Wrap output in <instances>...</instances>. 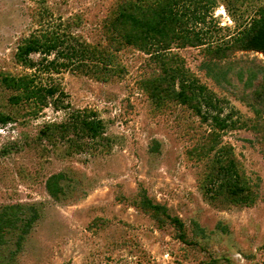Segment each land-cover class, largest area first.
<instances>
[{
  "label": "rangeland",
  "instance_id": "374dc122",
  "mask_svg": "<svg viewBox=\"0 0 264 264\" xmlns=\"http://www.w3.org/2000/svg\"><path fill=\"white\" fill-rule=\"evenodd\" d=\"M115 1L0 0V74L36 75L38 84L63 89L71 106L69 111L48 106L36 118H22L24 111L10 103L11 91L0 83V111L17 117L15 123L0 125V205L36 203L42 211L15 264H207L212 257L230 264H264V155L253 131L259 119L243 99L242 87L223 89L205 75L201 48L174 46L169 56L178 54L184 70L219 100L221 117L230 125L221 131L222 145L232 146L255 191L247 202L215 194L205 176L207 160L190 152L213 130L211 121L203 122L193 109L175 102L156 107L141 82L159 76L161 68L141 50L124 48L116 66L89 57L51 72L39 63L41 54L31 57L34 69L16 60L19 46L31 35L58 34L65 38L64 52L97 47L104 40L103 19ZM217 2L205 20L190 25L213 46L238 36L264 7V0ZM196 7L205 13L201 4H191L192 12ZM55 57L52 53L47 60ZM253 61L264 65V53L237 51L228 63L237 74L256 67ZM77 109L98 112L105 124L101 139L74 134L73 142L37 141L46 124L64 122ZM154 140L160 142L159 152L153 150ZM60 171L80 183L66 201L56 202L45 184ZM141 187L183 220L190 233L196 221L207 237L191 246L177 238L172 226L159 227L135 206ZM96 218L105 222L91 227ZM16 240V235L10 238L2 257L12 256Z\"/></svg>",
  "mask_w": 264,
  "mask_h": 264
},
{
  "label": "trees",
  "instance_id": "16d2710c",
  "mask_svg": "<svg viewBox=\"0 0 264 264\" xmlns=\"http://www.w3.org/2000/svg\"><path fill=\"white\" fill-rule=\"evenodd\" d=\"M189 1L188 4H186ZM218 0H116L103 19L104 40L97 47L89 50L68 49L64 52L61 46L65 41L55 33L43 34L41 38L31 35L19 46L16 53L18 63L28 69L37 67L31 58L34 54L43 55L39 62L46 72L60 71L78 59L84 62L89 57L98 58L99 63L106 67L110 63L119 65L116 59L124 48H136L152 57L161 68V74L142 80L141 85L152 99L156 107H163L166 103L175 102L194 110L203 122L211 121L213 130L209 132L204 143L195 146L191 154L207 160L206 177L211 178L215 194L234 202L253 200L255 191L249 186L241 162L235 155L231 145H222L221 131L229 128L228 118L221 117L223 108L219 100L215 99L206 85L201 84L194 74L184 70L183 59L170 52L177 48H201L204 56L200 68L205 75L213 79L223 89L237 91L242 87L243 99L255 108L259 122L253 127L257 142L263 147L264 155V65L255 61L254 67L233 73V66L229 64L231 57L237 51H255L264 53V7L259 8L258 16L252 19L248 27H244L239 35L232 40L217 46L206 42L197 26H190L191 22L205 20L204 14L217 7ZM193 2V3H192ZM201 4L205 13L196 7L192 12L190 6ZM56 53V57L48 61V57ZM60 59H67L59 62ZM84 60V61H83ZM122 73V71H118ZM36 75L23 74L12 76L0 74V83L11 91L10 103L17 110H23L22 118H36L44 108L51 106L55 110L71 108L65 100L68 94L59 86L43 85L36 82ZM240 83V84H239ZM239 84V85H238ZM29 110L25 111L24 107ZM17 117L0 111V125L15 123ZM104 120L98 112L82 109L68 112V119L60 123H49L39 132L37 141L55 144L57 140H69L74 134L89 137L92 140L101 139L104 135ZM153 150L159 152L161 147L158 140H154ZM219 181V182H218ZM80 181L70 177L65 171L51 174L46 180L45 188L48 195L56 202L66 201L76 190ZM217 184V185H216ZM209 189V188H208ZM135 206L157 223L159 227L172 226L176 230L177 238L188 245H199L198 238L207 237L206 230L196 221L192 222L190 233L186 223L177 216L169 213L165 204L155 203L150 199L145 188L139 189ZM42 217L40 204L12 203L0 205V264H15L19 251L24 247L28 235L35 223ZM105 222L103 218H96L91 227ZM191 234V235H190ZM16 235V250L12 256H4L3 250L9 240ZM227 258L212 257L207 264H230Z\"/></svg>",
  "mask_w": 264,
  "mask_h": 264
},
{
  "label": "built area",
  "instance_id": "2783aa9c",
  "mask_svg": "<svg viewBox=\"0 0 264 264\" xmlns=\"http://www.w3.org/2000/svg\"><path fill=\"white\" fill-rule=\"evenodd\" d=\"M238 257H241L240 255H238Z\"/></svg>",
  "mask_w": 264,
  "mask_h": 264
}]
</instances>
